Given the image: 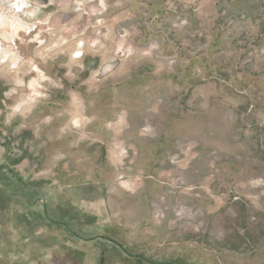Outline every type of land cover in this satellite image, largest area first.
<instances>
[{
    "label": "rangeland",
    "instance_id": "rangeland-1",
    "mask_svg": "<svg viewBox=\"0 0 264 264\" xmlns=\"http://www.w3.org/2000/svg\"><path fill=\"white\" fill-rule=\"evenodd\" d=\"M25 1L0 264H264V0Z\"/></svg>",
    "mask_w": 264,
    "mask_h": 264
},
{
    "label": "crops",
    "instance_id": "crops-1",
    "mask_svg": "<svg viewBox=\"0 0 264 264\" xmlns=\"http://www.w3.org/2000/svg\"><path fill=\"white\" fill-rule=\"evenodd\" d=\"M0 50H1V43H0ZM13 68H15V65L14 66H12ZM1 74H2V72L0 71V76H1ZM0 102H4V101H0ZM1 109V108H0ZM1 111V110H0ZM43 204H44V206L46 205V203L45 202H43Z\"/></svg>",
    "mask_w": 264,
    "mask_h": 264
},
{
    "label": "bare ground",
    "instance_id": "bare-ground-1",
    "mask_svg": "<svg viewBox=\"0 0 264 264\" xmlns=\"http://www.w3.org/2000/svg\"><path fill=\"white\" fill-rule=\"evenodd\" d=\"M4 58H6L5 55H3L2 57H0V59H4ZM15 60H16V59H15Z\"/></svg>",
    "mask_w": 264,
    "mask_h": 264
},
{
    "label": "flooded vegetation",
    "instance_id": "flooded-vegetation-1",
    "mask_svg": "<svg viewBox=\"0 0 264 264\" xmlns=\"http://www.w3.org/2000/svg\"><path fill=\"white\" fill-rule=\"evenodd\" d=\"M27 1V0H26ZM26 1H25V4H26ZM20 11V10H19Z\"/></svg>",
    "mask_w": 264,
    "mask_h": 264
},
{
    "label": "snow or ice",
    "instance_id": "snow-or-ice-1",
    "mask_svg": "<svg viewBox=\"0 0 264 264\" xmlns=\"http://www.w3.org/2000/svg\"><path fill=\"white\" fill-rule=\"evenodd\" d=\"M77 55H79V53Z\"/></svg>",
    "mask_w": 264,
    "mask_h": 264
}]
</instances>
